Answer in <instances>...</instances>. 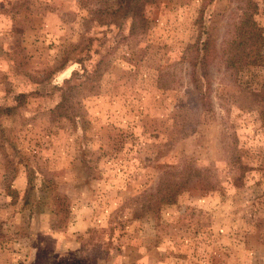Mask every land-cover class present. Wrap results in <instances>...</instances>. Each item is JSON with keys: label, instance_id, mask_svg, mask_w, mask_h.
Masks as SVG:
<instances>
[{"label": "rangeland", "instance_id": "rangeland-1", "mask_svg": "<svg viewBox=\"0 0 264 264\" xmlns=\"http://www.w3.org/2000/svg\"><path fill=\"white\" fill-rule=\"evenodd\" d=\"M101 1L0 0V107L15 106L0 115V264H264V58L239 77L222 58L244 0L144 2L137 35L73 90L75 123L52 111L53 86L75 66L68 44L101 37ZM203 11L217 48L207 109L188 61ZM185 164L203 178L159 220L135 217Z\"/></svg>", "mask_w": 264, "mask_h": 264}, {"label": "trees", "instance_id": "trees-1", "mask_svg": "<svg viewBox=\"0 0 264 264\" xmlns=\"http://www.w3.org/2000/svg\"><path fill=\"white\" fill-rule=\"evenodd\" d=\"M152 1H101L100 6L96 9L97 13L101 15V18L97 20V24L99 26L105 25V29L102 31L101 37L95 36L97 31H93L89 36L88 34L82 36L80 41L68 44L63 64L70 63L75 66L71 69L67 78L63 79L60 84L55 83L53 86L54 89L59 91V101L54 105L52 111H59L60 116L67 117L75 123L79 122L81 117L77 114L71 102L73 90L81 85L82 77L83 80L91 81L101 77L107 56L120 43L137 35L138 29L144 22L143 15L139 13L141 5L144 2ZM257 9V3L254 0H244V4L239 6V10L235 13L232 30L224 40L223 61L226 67L233 71L237 77L245 75V71L253 70L263 62L264 32L254 17ZM198 19L201 31L194 41V50L188 55V61L190 64V79L199 93L202 107L207 109L211 104L209 64L215 58L217 48L215 47V41L204 32L206 24L205 11L200 13ZM111 26L114 27V30L109 29ZM49 86L51 84L45 87L46 91L50 89ZM24 94L19 93L14 100L20 102L25 97ZM14 108V105L0 107V115L2 113L9 114ZM261 118L264 122V109L261 111ZM82 136L84 135L80 137ZM84 151L85 149H81V156H85ZM87 162V159H85L84 165L89 169ZM244 167L240 165L241 174L244 173ZM201 178H203V172L191 164H185L178 170L165 169L159 177L154 191L146 195V199L141 205L142 211L135 217L140 218L144 215L156 214L155 217L159 220V213L168 205L173 204V202H170V198L174 194L183 191L191 180ZM31 185V179L29 178L27 179L28 187L24 190L22 197L24 206L29 204L28 192L32 189Z\"/></svg>", "mask_w": 264, "mask_h": 264}]
</instances>
